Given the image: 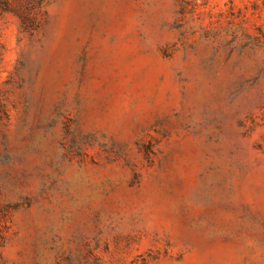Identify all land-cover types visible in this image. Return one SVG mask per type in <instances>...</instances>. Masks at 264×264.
<instances>
[{
	"label": "rangeland",
	"instance_id": "374dc122",
	"mask_svg": "<svg viewBox=\"0 0 264 264\" xmlns=\"http://www.w3.org/2000/svg\"><path fill=\"white\" fill-rule=\"evenodd\" d=\"M0 264H264V0H0Z\"/></svg>",
	"mask_w": 264,
	"mask_h": 264
}]
</instances>
